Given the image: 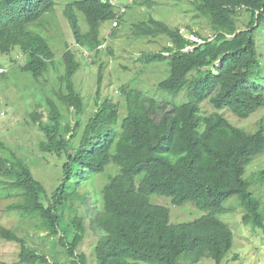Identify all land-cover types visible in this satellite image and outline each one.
<instances>
[{"label": "trees", "instance_id": "16d2710c", "mask_svg": "<svg viewBox=\"0 0 264 264\" xmlns=\"http://www.w3.org/2000/svg\"><path fill=\"white\" fill-rule=\"evenodd\" d=\"M133 1L148 7L155 2ZM190 1L195 17L205 19L212 31L209 38L195 33L200 43L152 15L133 24V36L167 38L168 44L159 51L138 56L144 64H165L167 76L156 84V93L121 87L123 115L111 97L99 99L97 89V108L81 126L85 103L72 81L80 63L71 49H65L61 56L65 72L59 76L65 89L53 93L55 99L45 98L44 121L35 109L29 114L44 136L39 151L61 160V182L51 195L24 160L0 141L7 150L0 154V183L12 190L6 196L19 195L7 209L33 220L48 236L56 235L52 245L60 244L69 258L64 263L51 261L29 247L24 237L0 226L1 238L20 243L17 264H86L85 254L77 252L86 233L85 219L76 212L74 198L86 205L89 228L98 236L93 251L98 264H196L204 258L221 264L233 237L217 214L233 195L242 211L241 222L264 233L260 199L251 189L254 179L264 180V168L251 167L264 152V125L250 131L217 111L227 109L244 119L264 106L255 36L264 25V0ZM53 6V0H0V52L18 47L26 57L19 69L34 78L48 70L55 54L27 25ZM75 10L83 14L87 30H81ZM238 10L248 17L241 29L236 23ZM116 11L101 0L65 4L63 15L75 43L82 53H89L86 57L102 51L101 24L111 22ZM122 15L116 16L118 25ZM101 68L102 64L98 84ZM180 92L186 101L174 99ZM57 102L71 111L72 124L62 121ZM204 102L215 110L202 111ZM109 165L114 174L105 181L101 198L77 192L88 175ZM153 194L169 197L174 205L192 202L205 213L191 221L170 222L169 208L151 202Z\"/></svg>", "mask_w": 264, "mask_h": 264}, {"label": "rangeland", "instance_id": "374dc122", "mask_svg": "<svg viewBox=\"0 0 264 264\" xmlns=\"http://www.w3.org/2000/svg\"><path fill=\"white\" fill-rule=\"evenodd\" d=\"M71 1L53 0L52 10L27 25L30 31L45 38L55 54L54 59L51 60L54 62L50 64L46 72L34 78L29 72L20 70L19 67L24 64L26 57L16 46L7 53L0 52V67L4 69V73L0 74V141L24 160L35 179L44 186L49 195L56 191L55 189L61 182V160L56 156L39 151L38 143L44 136L29 114L35 109L42 114L44 121L47 113L45 98L55 99L53 93H56L61 87L65 89L59 76L65 72L61 56L66 48L74 52L80 63L72 81L85 103V108L80 116L81 126H83L97 108L95 103L97 89L99 99L111 97L110 99L118 105L119 114L123 115L126 112V107L120 94L121 87H132L156 93L159 92L155 89L156 84L161 78L167 76L165 64H144L138 59L142 53L159 51L161 47L168 44L167 38L159 35L155 37L133 36V24L152 15L171 27L177 26L187 39L196 40L198 43L201 40L196 37L197 33L208 38L212 36L208 22L201 16L195 17L190 0H155L150 7L140 5L133 0H116L117 5L125 8L119 25L112 29L109 36H106L109 32L110 22L102 23L101 35L105 45L101 47L102 51L98 55L86 57L88 52L82 53V49L75 43L70 25L63 15L65 4ZM75 13L78 16L81 30H87L83 14L78 10H75ZM247 21V14L238 10L237 27L243 28ZM255 36L264 76V25ZM101 64L100 84H98L97 75ZM174 99L186 101L187 97L185 99L183 92H180ZM57 103L60 113L63 114L62 121L72 124L74 120L71 111L59 102ZM200 108L205 113L215 110L208 102H204ZM217 111L233 124L250 131L257 129L260 123L264 125V106L244 119L238 118L227 109ZM5 147L1 148L0 145V154L7 152ZM110 166H107L103 172L88 175L77 187V192L93 200L101 198L100 191L105 181L114 174ZM251 167L255 170L264 168V152L258 156ZM0 178L3 179L2 176ZM2 184L0 183V226L11 229L17 235L24 237L29 247L46 255L51 261L62 263L68 261L69 258L63 252L61 245L57 244L54 247L51 243L56 242V235L48 236L43 230L35 227L33 220L22 218L17 211L7 209L10 203L18 200L19 195L6 196L7 192H12V190H6ZM251 187L254 194L260 199V210L264 215V180L254 179ZM73 201L76 212L84 217L86 226V233L77 252L85 254L86 264H98L93 252L98 236L89 228L88 216L85 215L86 205L79 198H74ZM150 201L167 206L169 220L173 223L191 221L205 213L204 210L197 208L189 201L181 205H174L169 197L164 195L153 194L150 196ZM223 205L224 210L217 216L230 226L233 242L221 264H264V233L258 228L241 222L242 211L235 195L230 196ZM67 212L68 209H65L66 215ZM52 246L57 251H53ZM19 252L20 243L0 237V264H17ZM139 264L149 263L139 261ZM196 264L216 263L212 259L204 258Z\"/></svg>", "mask_w": 264, "mask_h": 264}, {"label": "clouds", "instance_id": "9594fccd", "mask_svg": "<svg viewBox=\"0 0 264 264\" xmlns=\"http://www.w3.org/2000/svg\"><path fill=\"white\" fill-rule=\"evenodd\" d=\"M108 2L110 5H113L114 7H116V15H115V18H116V20H117V24L115 25V26H113V27H111V22H112V20L113 19H115V18H113L112 20H111V22H110V27H109V31H112V29H114L115 27H117V25H118V18L116 17V16H119V15H121V14H123L124 12H125V8L124 7H120L119 5H117L116 4V0H114V3L112 4L109 0H104V2ZM120 8H122L123 9V12L121 13V14H117V12H118V10L120 9ZM109 33V32H108ZM108 33H107V35L106 36H108ZM105 45V43L104 42H102V44L100 45V47H102V46H104ZM84 52V51H83ZM89 54V53H88ZM87 54V55H88ZM2 72H4V71H2ZM2 72H0V73H2Z\"/></svg>", "mask_w": 264, "mask_h": 264}, {"label": "built area", "instance_id": "2783aa9c", "mask_svg": "<svg viewBox=\"0 0 264 264\" xmlns=\"http://www.w3.org/2000/svg\"><path fill=\"white\" fill-rule=\"evenodd\" d=\"M112 4L114 3V0H109ZM123 12V9L122 8H120L119 10H118V12H117V14L119 15V14H121ZM117 24V20H116V18L115 19H113L112 20V22H111V27H113V26H115ZM4 69L2 68V67H0V72H2Z\"/></svg>", "mask_w": 264, "mask_h": 264}]
</instances>
